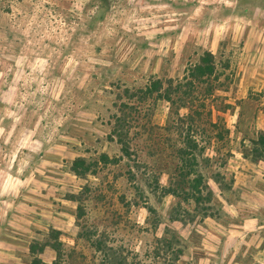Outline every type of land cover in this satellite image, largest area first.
<instances>
[{
  "label": "rangeland",
  "instance_id": "1",
  "mask_svg": "<svg viewBox=\"0 0 264 264\" xmlns=\"http://www.w3.org/2000/svg\"><path fill=\"white\" fill-rule=\"evenodd\" d=\"M262 134L264 0H0V264H264Z\"/></svg>",
  "mask_w": 264,
  "mask_h": 264
},
{
  "label": "trees",
  "instance_id": "2",
  "mask_svg": "<svg viewBox=\"0 0 264 264\" xmlns=\"http://www.w3.org/2000/svg\"><path fill=\"white\" fill-rule=\"evenodd\" d=\"M211 54V53H210ZM210 54L206 57H203V64L206 63L209 59ZM207 67H203L200 66L202 68H204L203 71H199L200 74H198V72H193V75H198V76H204L205 73L208 74L207 77L210 78V76L212 75L213 72V67L209 66L208 62H207ZM199 67V69H200ZM210 70V73H207L206 71ZM212 77V76H211ZM162 83L161 80H155L153 81L152 85H150L149 87L147 86L144 90V93L146 95H151L153 94L158 85H160ZM181 86V85H179ZM160 91V95H168L166 92H162L161 89L157 90ZM130 114H132V112H130L129 114H127V116H129ZM124 117H119V119L117 120V126L114 129V131L117 133V140L119 142L125 143V150H129V146L128 144L125 142L127 139V126L128 124L126 123L128 120ZM183 117H179V119L181 120ZM185 142L186 144H188L187 148H180L179 152H178V156L181 157L182 161H181V165H179L178 167V182L175 186V188H173L172 186H168L167 191L173 192L175 194H180L181 192H186L188 195H193L194 198L196 200L201 201V199H205V195H203V187L200 186V184L203 181V175L197 170L192 168V160H194L195 156L194 154H190L187 150H192V147H196V143L195 140L192 137L188 136H184ZM259 143H264V134L259 136ZM264 149V148H263ZM86 161L84 159V157H78L74 160L73 162V169L75 170V172L79 173V174H85L87 173V171L90 170V166H85ZM195 173L194 176H192ZM177 219H179L177 217ZM173 244L170 243L169 246H171L173 253L176 255L179 253V251H181V249L179 247H173ZM59 246H61V242L58 241V239L52 244V247L55 249L59 250ZM33 249H35L33 246H31ZM104 253L105 256L108 255L109 257H107L110 261V263L112 264H133L132 262L129 261L128 259V255L124 254L123 252H112L111 254H109V251L104 249ZM178 260V259H176ZM34 264H47L43 261L42 258H35L33 261ZM51 264H58V262L55 260L53 261ZM177 264V262L175 263Z\"/></svg>",
  "mask_w": 264,
  "mask_h": 264
}]
</instances>
